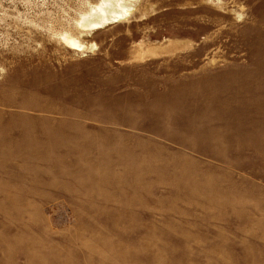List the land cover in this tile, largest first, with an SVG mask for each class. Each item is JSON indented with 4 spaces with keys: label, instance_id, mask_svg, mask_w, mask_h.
Here are the masks:
<instances>
[{
    "label": "rangeland",
    "instance_id": "obj_1",
    "mask_svg": "<svg viewBox=\"0 0 264 264\" xmlns=\"http://www.w3.org/2000/svg\"><path fill=\"white\" fill-rule=\"evenodd\" d=\"M0 264H264V0H0Z\"/></svg>",
    "mask_w": 264,
    "mask_h": 264
},
{
    "label": "bare ground",
    "instance_id": "obj_2",
    "mask_svg": "<svg viewBox=\"0 0 264 264\" xmlns=\"http://www.w3.org/2000/svg\"><path fill=\"white\" fill-rule=\"evenodd\" d=\"M103 13V12H102ZM125 13L126 14H128V11H125ZM123 18V15L122 14H117V15H115L113 18H111V20H113V22L115 21V22H118V20H120V19H122ZM110 19H108L107 18V16H103V18H102V22H100V23H97V24H95L94 26H95V28H100V26H104L105 24H109V22H111V21H109ZM112 22V23H113ZM76 44V43H75ZM76 46V48H78L80 51H82L83 50V46H80V45H75ZM78 50V51H79Z\"/></svg>",
    "mask_w": 264,
    "mask_h": 264
}]
</instances>
